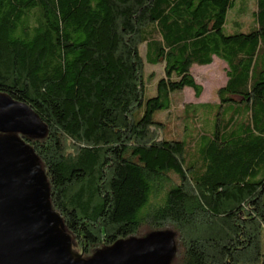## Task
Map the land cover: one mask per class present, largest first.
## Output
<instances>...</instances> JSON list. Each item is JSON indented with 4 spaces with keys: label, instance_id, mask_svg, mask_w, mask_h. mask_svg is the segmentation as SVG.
<instances>
[{
    "label": "trees",
    "instance_id": "16d2710c",
    "mask_svg": "<svg viewBox=\"0 0 264 264\" xmlns=\"http://www.w3.org/2000/svg\"><path fill=\"white\" fill-rule=\"evenodd\" d=\"M235 6L0 0V94L46 125L45 138L24 139L84 259L122 239L164 234L176 247L171 264H264V0H256L251 32L227 36ZM143 45L165 72L147 100ZM215 57L227 64L228 82L213 106L247 105L252 123L222 141L216 118L203 162L186 166L185 144L164 138L154 114L187 88L200 98L192 68ZM210 106L186 108L191 117Z\"/></svg>",
    "mask_w": 264,
    "mask_h": 264
},
{
    "label": "water",
    "instance_id": "95a60500",
    "mask_svg": "<svg viewBox=\"0 0 264 264\" xmlns=\"http://www.w3.org/2000/svg\"><path fill=\"white\" fill-rule=\"evenodd\" d=\"M47 133L26 103L0 94V264H171L176 247L164 234L119 240L90 259L73 253L46 173L24 139Z\"/></svg>",
    "mask_w": 264,
    "mask_h": 264
},
{
    "label": "rangeland",
    "instance_id": "374dc122",
    "mask_svg": "<svg viewBox=\"0 0 264 264\" xmlns=\"http://www.w3.org/2000/svg\"><path fill=\"white\" fill-rule=\"evenodd\" d=\"M256 8V0H236V6L230 11L227 24L225 27V35H234L236 33H249L255 26L256 22L253 18V12ZM238 22L237 26L234 24ZM156 36V35H155ZM141 55L145 59V87H146V100L157 96L155 88L156 82L165 75L163 66H155L147 59V45L140 48ZM228 67L220 59H215V63L211 67L194 66L192 74L203 87L204 99L203 103L212 104L205 111L192 115L193 112L186 105L196 104L197 99L194 95V90L187 88L181 93L174 96L171 107L168 110H159L154 114V119L161 122L164 126L161 129V134L166 139H173L181 141L186 147V166L195 163V161H202L201 148L207 145L208 141L212 138L214 126L217 123L216 118H220L222 129V141L232 138L231 136L236 132H248L249 124L252 119H249L247 105L239 106L228 103L226 107L219 108L213 106L219 103L218 91L223 88L228 80L227 76ZM155 74L157 78L150 81V75ZM145 107V105H144ZM144 107L139 111V116H142ZM213 124V128L211 125ZM239 128V129H238ZM200 167H203L201 164ZM199 166L196 167L198 169ZM193 172L191 174L193 175ZM153 247L152 245L149 246ZM154 248V247H153ZM264 248V240H263ZM72 251L75 255L86 256L83 249L74 242ZM264 260V258H262ZM242 264H263L262 262L254 261Z\"/></svg>",
    "mask_w": 264,
    "mask_h": 264
},
{
    "label": "crops",
    "instance_id": "0c3cea01",
    "mask_svg": "<svg viewBox=\"0 0 264 264\" xmlns=\"http://www.w3.org/2000/svg\"><path fill=\"white\" fill-rule=\"evenodd\" d=\"M215 59H217L216 57L214 58V62H213V64L212 65H210V66H203V67H211V66H213L214 65V63H215ZM222 61V60H221ZM224 62V61H223ZM225 63V62H224ZM226 64V63H225ZM227 65V64H226ZM228 67V66H227ZM193 69V68H192ZM194 76V75H193ZM195 78V77H194ZM196 79V78H195ZM197 81V80H196ZM227 82H228V80H227ZM197 83H198V81H197ZM199 84V83H198ZM227 84V83H226ZM226 86V85H225ZM224 86V87H225ZM194 95H195V93H194ZM204 97V91H203V93H202V95H201V97L200 98H197L196 96H195V98L197 99V103L196 104H191V105H193V106H197V105H206L205 103H203V98ZM218 104V103H217Z\"/></svg>",
    "mask_w": 264,
    "mask_h": 264
}]
</instances>
